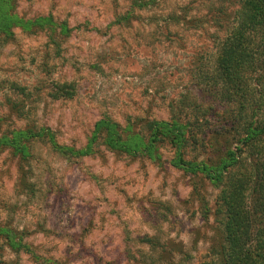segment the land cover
Instances as JSON below:
<instances>
[{"label":"rangeland","instance_id":"1","mask_svg":"<svg viewBox=\"0 0 264 264\" xmlns=\"http://www.w3.org/2000/svg\"><path fill=\"white\" fill-rule=\"evenodd\" d=\"M239 3L17 1L19 17H52L57 25L32 33L14 27L13 40L0 47L1 129L29 124L50 133L28 141L21 157L12 149L0 154V225L24 232L28 244L19 251L7 248L3 259L15 264L210 259L221 235L216 182L175 166L168 145L160 149L159 162L116 153L103 138L88 147L100 121L122 128L136 124L140 131L145 123L171 120L179 104L191 111L181 114L182 122L193 115L200 126L193 130L198 141L184 150L187 161L210 164L218 159L213 149L219 144L237 145L224 130L231 121L225 108L234 109L233 103L216 93L213 75ZM58 83L72 85L73 95L54 96Z\"/></svg>","mask_w":264,"mask_h":264},{"label":"trees","instance_id":"2","mask_svg":"<svg viewBox=\"0 0 264 264\" xmlns=\"http://www.w3.org/2000/svg\"><path fill=\"white\" fill-rule=\"evenodd\" d=\"M17 1L0 0V47L13 40L14 27L32 33L47 26L54 31L57 25L52 17L28 20L19 17L14 13ZM128 16L129 13L125 15ZM227 31L218 49L213 83L215 81V88H219L216 93L220 90L221 99L233 103L234 109L225 108L231 113L224 117L231 121L224 130H229L228 134L236 138L237 145L234 146V142L219 144L213 149L218 159L210 164L187 161L184 150L192 146L191 142L198 141L193 130L200 126L197 125L199 119L193 115L182 122L181 114L189 110L179 104L171 120L145 123L140 131L135 129L136 124L122 128L109 120L100 121L95 125L88 149L103 138L105 145L116 153L133 158L148 155L159 162L163 157L162 146H170L175 166L190 174H202L220 188V242L212 248L210 259L200 264H264V0H240L234 23ZM57 89L54 96L73 95L70 84L58 83ZM48 135L49 131L37 130L29 124L8 131L0 127V154L12 149L15 155H24L28 152V141ZM60 151L65 153L69 149ZM24 235L8 223L0 225V241L3 242L0 264H15L3 259V252L7 248L12 251L27 248Z\"/></svg>","mask_w":264,"mask_h":264}]
</instances>
